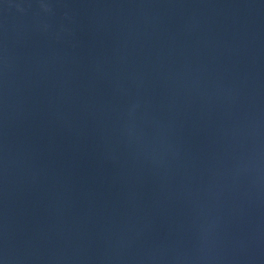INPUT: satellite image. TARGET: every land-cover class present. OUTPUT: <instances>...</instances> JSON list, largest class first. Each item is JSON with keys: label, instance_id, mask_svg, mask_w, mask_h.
I'll use <instances>...</instances> for the list:
<instances>
[{"label": "water", "instance_id": "water-1", "mask_svg": "<svg viewBox=\"0 0 264 264\" xmlns=\"http://www.w3.org/2000/svg\"><path fill=\"white\" fill-rule=\"evenodd\" d=\"M0 264H264V0H0Z\"/></svg>", "mask_w": 264, "mask_h": 264}]
</instances>
